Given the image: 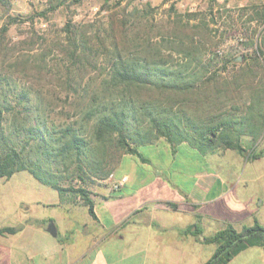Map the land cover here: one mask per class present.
<instances>
[{"label":"rangeland","instance_id":"1","mask_svg":"<svg viewBox=\"0 0 264 264\" xmlns=\"http://www.w3.org/2000/svg\"><path fill=\"white\" fill-rule=\"evenodd\" d=\"M58 1L0 0V30L4 26L7 28L4 35L0 33V77L8 83L5 86L7 94H15L24 87L42 98L47 106L48 119L54 124L78 122L83 113L82 106L86 105L81 100L82 96L85 98L84 90L88 95L97 91L111 65L109 57L103 51L96 52L92 46L108 28L109 14L124 8L130 15L128 25L132 28L128 38L138 33L140 38L149 37L152 43H159L161 37L167 38L166 34L171 33L168 23L175 17L187 22V14H196L188 21L189 25L200 26L193 37L194 45L201 52L200 58L190 65L192 78L197 79L194 91L191 95L181 96L155 91L151 96H158L163 101L183 98L178 104L183 107L192 98V108H185L186 113L200 125L207 118L216 121L227 116L245 115L249 120L242 123L246 132L240 136V143L247 151H263V156L247 162L234 150H219L216 153L225 155L218 166L220 170L230 166L236 172L253 173L258 179L249 184L248 190L264 196V20L255 13L264 10V0H259L260 5L256 7L245 4L243 0H121L118 6L114 0L108 3L104 0H63L64 4L43 15V11ZM12 19L15 21L11 22ZM67 22L77 28L80 36L77 43L83 45L86 42L87 48L91 47V52L99 55L93 69L89 67L91 65L87 66L86 61L70 59L69 41L63 29ZM114 28L120 29L117 24ZM257 48L263 53L256 64L252 57ZM173 54L168 65L183 68L185 60ZM73 82L81 83L78 95L68 86ZM248 105H251L249 109ZM91 125L85 126L89 131L86 136H89ZM249 131L253 133L250 136L247 134ZM253 135L257 136L255 140L251 139ZM22 140L20 135L16 142L20 145ZM139 152L148 155L151 149L141 148ZM186 154L185 149H180L176 155L175 166L179 171L190 173L188 171L202 167V161L199 165L194 163L195 167L187 163ZM123 155L113 143H108L104 164L100 167L102 171L99 169L97 177L87 175L89 178L84 177L82 181L76 173L68 174L59 179L60 185L86 190L100 186L101 182L97 180L105 181L109 174H116ZM224 177L223 174L225 181ZM41 188L45 187L27 171L17 172L9 179L1 178L0 227L16 226L21 219L48 213L50 209L34 205L42 196L38 190ZM232 188H236L232 194L243 191L241 184L237 187L232 185ZM232 197L224 199L233 203ZM23 206L29 208L24 211ZM259 212H264V205L259 207ZM215 248L214 244H201V261L211 257ZM241 262L240 258L232 264Z\"/></svg>","mask_w":264,"mask_h":264},{"label":"trees","instance_id":"2","mask_svg":"<svg viewBox=\"0 0 264 264\" xmlns=\"http://www.w3.org/2000/svg\"><path fill=\"white\" fill-rule=\"evenodd\" d=\"M109 1L104 0V3ZM120 2L114 0L117 6ZM62 4L64 2L60 0L51 5L43 11V15ZM255 13L264 20V10ZM128 16L124 8L118 13L109 14L108 28L92 44L96 52L103 51L109 57L111 65L107 69V77L99 82L97 91L88 95L84 90L83 95L87 98L84 100L82 96L81 100L86 105L83 103V113L78 122L60 126L54 124L48 119L45 112L47 106L42 98L34 96L24 87L15 94H7L5 86L8 83L0 77V179H9L17 172L27 171L58 193L67 190L80 196L88 214L95 218L89 191L85 188H64L59 179L74 173L82 181L84 177L89 178L87 175L97 177L102 171L100 167L104 164L108 143H113L123 154L141 160L139 147L160 139L167 142L173 152L176 146L184 142L200 153L234 150L249 161L263 156V151H247L240 143V136L246 132L242 123L249 120L245 115L227 116L216 121L207 118L200 125L186 113L185 108H192V98L183 107L178 105L183 98L163 101L158 96H151L155 91L180 96L191 95L194 91L197 79L192 78L190 65L200 58L199 47L193 43L200 26L189 25L188 21L194 19L196 14H187V22H183L179 16L175 17L168 23L171 35L161 37L159 43H152L149 37L140 38L138 33L128 38L132 29L128 25ZM116 24L120 27L119 31L114 28ZM63 29L69 41L70 59L86 61L87 66L91 65L89 67L93 69L99 55L93 54L86 42L83 45L77 43L80 36L71 22L65 23ZM6 32L4 26L0 33L4 35ZM185 39L188 41L184 42ZM130 49L133 51L130 52ZM173 53L185 60L183 68L168 65ZM262 53L263 50L257 48L252 61L257 64ZM80 85V82L68 84L77 95ZM76 124H79L78 127ZM90 124L91 130L86 136L89 131L85 126ZM247 134L250 136L253 133L249 131ZM20 135L23 136V143L19 145L16 141ZM256 137L253 135L251 139L255 140ZM17 230L16 227H2L0 235L14 234ZM185 233L202 236L196 225ZM203 240L206 244L216 245L211 257L203 264H227L249 246L259 245L264 252V227L255 222L253 226L237 232L227 225Z\"/></svg>","mask_w":264,"mask_h":264},{"label":"crops","instance_id":"3","mask_svg":"<svg viewBox=\"0 0 264 264\" xmlns=\"http://www.w3.org/2000/svg\"><path fill=\"white\" fill-rule=\"evenodd\" d=\"M243 2L260 5L259 0ZM141 148L151 149L141 154L142 160L129 154L121 157L115 176H126L127 182L119 190H111L103 180L87 189L95 218L80 196L67 190L58 193L40 182L45 188L38 189L42 196L34 205L50 211L7 226L18 230L0 235V264H203L210 258L201 261L204 237L227 225L237 232L255 222L264 227V212H259L264 196L248 190L258 178L230 166L220 170L225 154L202 155L184 142L173 152L163 140ZM180 149L187 151V163L202 161V167L179 171L175 160ZM239 184L243 191L232 194V185ZM226 196H233L234 202ZM194 225L202 236L185 233ZM49 226L55 236L48 233ZM240 258V264H264L263 248L246 247L227 264Z\"/></svg>","mask_w":264,"mask_h":264},{"label":"built area","instance_id":"4","mask_svg":"<svg viewBox=\"0 0 264 264\" xmlns=\"http://www.w3.org/2000/svg\"><path fill=\"white\" fill-rule=\"evenodd\" d=\"M105 182L110 185L111 190L117 191L127 182V177L122 175L116 178L115 174L111 173L107 176Z\"/></svg>","mask_w":264,"mask_h":264},{"label":"water","instance_id":"5","mask_svg":"<svg viewBox=\"0 0 264 264\" xmlns=\"http://www.w3.org/2000/svg\"><path fill=\"white\" fill-rule=\"evenodd\" d=\"M48 233L50 234V235H52V236H55V230H54V228H53V226H49V228H48ZM203 239V238H202Z\"/></svg>","mask_w":264,"mask_h":264}]
</instances>
